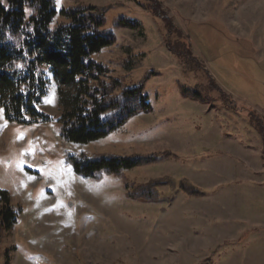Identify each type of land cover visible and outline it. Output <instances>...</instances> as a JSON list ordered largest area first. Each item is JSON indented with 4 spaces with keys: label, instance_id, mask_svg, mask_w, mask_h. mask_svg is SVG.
Returning a JSON list of instances; mask_svg holds the SVG:
<instances>
[{
    "label": "rangeland",
    "instance_id": "rangeland-1",
    "mask_svg": "<svg viewBox=\"0 0 264 264\" xmlns=\"http://www.w3.org/2000/svg\"><path fill=\"white\" fill-rule=\"evenodd\" d=\"M141 2L57 0L59 10L106 11L116 43L94 59L125 87L145 80L153 111L79 145L62 137L52 78L40 110L53 122L9 123L0 107V193L19 212L17 225L0 234V264H264L257 128L264 125V0H152L190 38L203 64L197 78L184 75L165 45L164 23ZM184 89L200 93L201 102L184 97ZM166 150L178 159L121 179L99 173L85 179L69 162ZM161 177L173 180V188H159L161 203L128 197ZM185 180L206 195L189 198L180 189ZM5 204L0 197V211Z\"/></svg>",
    "mask_w": 264,
    "mask_h": 264
},
{
    "label": "trees",
    "instance_id": "trees-1",
    "mask_svg": "<svg viewBox=\"0 0 264 264\" xmlns=\"http://www.w3.org/2000/svg\"><path fill=\"white\" fill-rule=\"evenodd\" d=\"M141 1L144 9L164 23L165 45L184 75L197 78L203 64L194 56L190 38L156 11L152 0ZM124 23L118 21L115 29ZM106 25V11L98 7L59 10L57 0H0V107L6 120L20 125L53 122L52 117L40 110L49 95L50 78L58 87L62 110L58 122L68 143L87 145L100 141L136 117L151 113L145 80L138 87H125L121 79L112 77L108 66L94 59L116 43V35ZM125 27L135 28L134 24ZM187 92L183 90L184 97L201 102L200 93ZM257 128L263 141L264 164L262 121ZM171 158L178 156L166 150L134 158L70 157L69 162L75 173L85 179L94 178L96 173L121 179L127 171ZM164 185L173 188L172 178L161 177L134 187L128 197L143 204H159L162 201L159 188ZM180 189L189 198L206 195L187 180L180 183ZM0 195L6 203L0 211L1 234L17 225L19 212L10 206L6 193Z\"/></svg>",
    "mask_w": 264,
    "mask_h": 264
}]
</instances>
